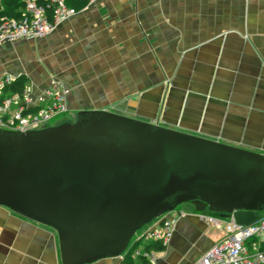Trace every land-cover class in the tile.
<instances>
[{"label":"crops","instance_id":"crops-1","mask_svg":"<svg viewBox=\"0 0 264 264\" xmlns=\"http://www.w3.org/2000/svg\"><path fill=\"white\" fill-rule=\"evenodd\" d=\"M5 44L25 50L7 62L1 47L0 75L27 76L32 100L59 80L70 113L115 111L264 154V0H90ZM206 214L182 204L153 264H191L219 240ZM0 264H61L56 231L0 205Z\"/></svg>","mask_w":264,"mask_h":264},{"label":"water","instance_id":"water-1","mask_svg":"<svg viewBox=\"0 0 264 264\" xmlns=\"http://www.w3.org/2000/svg\"><path fill=\"white\" fill-rule=\"evenodd\" d=\"M249 224L264 211V154L104 109L0 129V205L52 227L61 264L121 256L178 205Z\"/></svg>","mask_w":264,"mask_h":264},{"label":"built area","instance_id":"built-area-1","mask_svg":"<svg viewBox=\"0 0 264 264\" xmlns=\"http://www.w3.org/2000/svg\"><path fill=\"white\" fill-rule=\"evenodd\" d=\"M76 10L67 0H24L19 16H0V48L5 43L40 38ZM16 76L0 75V129L27 131L44 128L50 126V121L57 115L69 112L68 89L61 81L51 80L32 100L28 86L22 94L4 90ZM174 212L162 214L141 229L134 240V244L140 242L134 254H142L153 264V253L143 251L142 245L153 240L166 242L175 222ZM205 219L220 230L222 236L191 264H264V211L259 212L249 224H239L231 216L222 217L218 213H207Z\"/></svg>","mask_w":264,"mask_h":264},{"label":"trees","instance_id":"trees-1","mask_svg":"<svg viewBox=\"0 0 264 264\" xmlns=\"http://www.w3.org/2000/svg\"><path fill=\"white\" fill-rule=\"evenodd\" d=\"M43 1V0H40ZM89 0H67L75 9H79L85 6ZM24 8V0H3L2 9L0 10V16L17 17L20 15ZM28 78L24 74L20 73L16 76L15 80L5 86L6 92H17L22 94L26 86H28ZM207 212V211H205ZM140 242H135V248L138 247ZM165 246V242L162 240H153L142 245V250L148 253L161 250ZM126 251V250H125ZM119 264H151L150 260L142 254H134V250L130 249L122 254V260Z\"/></svg>","mask_w":264,"mask_h":264},{"label":"rangeland","instance_id":"rangeland-1","mask_svg":"<svg viewBox=\"0 0 264 264\" xmlns=\"http://www.w3.org/2000/svg\"><path fill=\"white\" fill-rule=\"evenodd\" d=\"M1 47H2V48H5V50H8V49H9V55H10L11 57L6 58V59H7V62H8V61L18 60V59H19V55H21V53L24 52V50H25V48H24V46H23L22 44H18V45L11 46V47L8 48V49H7V47H6V44H3ZM28 89H29V86H28ZM75 119H76V113H70V112H67V113H65V114H60V115H57L56 117H54V118L50 121L49 125L52 126V125H56V124H59V123H61V122H65V121H74ZM39 129H41V128H39ZM32 130H33V129H32ZM180 206H181V205H178V206L176 207L175 211H177V209H178ZM261 212H262V211H261ZM205 213H214V212L208 211V212H205ZM153 220H154V219H153ZM153 220H152V221H153ZM152 221H151V222H152ZM149 223H150V222H149ZM149 223H148V225H149ZM145 226H147V224H146ZM145 226H143V227H145ZM143 227H142V228H143ZM142 228H140L139 230H137V231L132 235V237H131V239H130V242H129V245H128V247H127V249H126L125 252L129 251L130 249H133L134 252H135V250L138 248V247L135 248L134 240H135L136 237L139 235V233L142 232V230H143ZM141 229H142V230H141ZM139 248H141V247H139Z\"/></svg>","mask_w":264,"mask_h":264}]
</instances>
